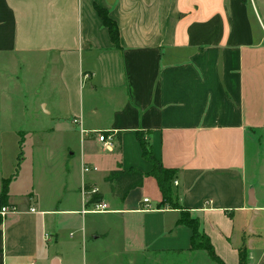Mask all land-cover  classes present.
Returning a JSON list of instances; mask_svg holds the SVG:
<instances>
[{
  "label": "crops",
  "instance_id": "1",
  "mask_svg": "<svg viewBox=\"0 0 264 264\" xmlns=\"http://www.w3.org/2000/svg\"><path fill=\"white\" fill-rule=\"evenodd\" d=\"M251 4L0 0V192L11 179L13 210L0 216V264H218L190 250L178 210L157 209L137 134L177 172L179 205L220 264H238L241 247L264 264V27ZM115 170L143 186L112 199ZM85 186L106 213L81 214Z\"/></svg>",
  "mask_w": 264,
  "mask_h": 264
},
{
  "label": "trees",
  "instance_id": "2",
  "mask_svg": "<svg viewBox=\"0 0 264 264\" xmlns=\"http://www.w3.org/2000/svg\"><path fill=\"white\" fill-rule=\"evenodd\" d=\"M97 14L101 20L102 25L107 29L110 39L114 44H117L118 33L115 24L109 19L105 10L97 8ZM137 141L140 145L142 157L150 163L151 171L147 174V177L152 178L159 189L161 194V203L158 205L160 209L178 210L179 215L177 219V226L184 227L191 232L190 237V250L206 252L208 257L215 263L220 264L218 257L215 255L213 247L208 237L201 232L200 221L198 218L193 217L188 211L173 208L172 203L178 201V194L174 191L173 185L177 179V172L175 170L164 168L153 156L149 145L144 139V135L137 134ZM145 175L139 173L136 170H130L127 172L115 170L108 174L104 179V182L109 186L110 196L117 201H123L127 195L143 186ZM11 179L5 180L1 184L0 192V210L7 206L8 199V186ZM85 190L89 187L85 186ZM102 196L98 195L92 199L93 202H101ZM1 225V218H0ZM238 264H247L246 251L244 247L238 250Z\"/></svg>",
  "mask_w": 264,
  "mask_h": 264
},
{
  "label": "built area",
  "instance_id": "3",
  "mask_svg": "<svg viewBox=\"0 0 264 264\" xmlns=\"http://www.w3.org/2000/svg\"><path fill=\"white\" fill-rule=\"evenodd\" d=\"M71 124L78 128L79 135L82 141H84V138L87 136V131H85L81 125L80 119H73L71 121ZM92 137L96 140V142L100 145L101 150L104 152H110L114 149V138L111 134L107 133H101V132H92L90 133ZM89 172H96V168H90L87 166H84L83 173H89ZM176 185V183H175ZM99 195L98 190L96 188H90L88 190H85L83 188V196L85 199V206L83 211L81 212L82 215L86 214H103L108 211L107 205L101 202H91L94 197H97ZM144 203H147V200L144 201ZM31 212H34L31 210ZM10 213H13V210L9 208H2L0 210V216L3 217L5 215H8Z\"/></svg>",
  "mask_w": 264,
  "mask_h": 264
},
{
  "label": "rangeland",
  "instance_id": "4",
  "mask_svg": "<svg viewBox=\"0 0 264 264\" xmlns=\"http://www.w3.org/2000/svg\"><path fill=\"white\" fill-rule=\"evenodd\" d=\"M249 3H252L254 6H255V9H256V13L258 14V16L260 17L261 19V22L263 23V27H264V0H248ZM251 4V5H252ZM26 152V150H25ZM173 205V208H176V209H180V205H179V202L177 201H174L172 203ZM87 221H92L96 218H100V217H96V216H87ZM74 234V233H73ZM75 235V234H74Z\"/></svg>",
  "mask_w": 264,
  "mask_h": 264
}]
</instances>
